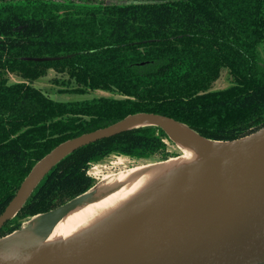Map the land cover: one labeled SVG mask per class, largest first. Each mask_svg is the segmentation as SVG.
I'll return each instance as SVG.
<instances>
[{"label":"trees","instance_id":"trees-1","mask_svg":"<svg viewBox=\"0 0 264 264\" xmlns=\"http://www.w3.org/2000/svg\"><path fill=\"white\" fill-rule=\"evenodd\" d=\"M3 10L0 44L36 54L0 59V215L54 148L129 115L160 114L219 141L264 127V0H0ZM50 69L72 93L116 95L60 101L7 82L9 72L30 83ZM223 69L233 83L211 90ZM164 139L174 143L162 127L145 125L70 152L0 227V239L22 229L16 220L95 187L88 168L111 153L167 160Z\"/></svg>","mask_w":264,"mask_h":264},{"label":"bare ground","instance_id":"bare-ground-1","mask_svg":"<svg viewBox=\"0 0 264 264\" xmlns=\"http://www.w3.org/2000/svg\"><path fill=\"white\" fill-rule=\"evenodd\" d=\"M151 123L161 124L184 156L182 151L178 160L107 177L65 206L36 216L38 224L19 234L22 243L34 244V259L110 247L194 221L237 193L263 158L246 141L204 139L171 119L131 126Z\"/></svg>","mask_w":264,"mask_h":264},{"label":"water","instance_id":"water-1","mask_svg":"<svg viewBox=\"0 0 264 264\" xmlns=\"http://www.w3.org/2000/svg\"><path fill=\"white\" fill-rule=\"evenodd\" d=\"M28 59L46 61L53 58L29 57ZM166 119L171 118L156 113H136L111 126L75 137L58 145L42 158L26 177L16 196L0 215V227L18 213L42 177L70 152L99 139L145 125L160 126L164 129L161 124L156 123L136 126H131V124L138 121L160 123ZM243 141L247 142L246 145L250 147V150L262 154L263 158L257 169L237 193L198 219L184 222L161 233H154L114 246L87 249L42 259H34L31 256L33 243H22L19 239L23 228L15 231L14 236L8 237L10 236L8 235L0 239V264H264V127L241 139L223 142L239 143ZM45 168L46 170H44ZM40 172L42 174L33 184L32 182ZM29 188V192L25 195ZM17 205L18 207L15 209ZM13 209L14 212L11 211ZM9 210L10 213H8ZM54 210L37 216L48 214Z\"/></svg>","mask_w":264,"mask_h":264},{"label":"rangeland","instance_id":"rangeland-1","mask_svg":"<svg viewBox=\"0 0 264 264\" xmlns=\"http://www.w3.org/2000/svg\"><path fill=\"white\" fill-rule=\"evenodd\" d=\"M7 12L3 10L2 16H0V32L4 29V18L6 17ZM13 52H16L20 55H28V54H36L34 52H30L29 48L25 46V44H15L8 42H4L0 44V59H2ZM6 77L8 79L9 84H24V85H30L31 87L40 89L43 93L47 94L50 98L60 101H68V100H75V99H87V98H93V97H99V96H113L116 95L114 92L111 91H104V90H95L91 91L87 94H77L72 93L68 89L66 84H62V81L65 79L64 75L58 74L55 70L50 69L48 70V73L41 78L37 79L34 82H27L25 81L21 76L14 74V73H8L6 74ZM64 77V78H63ZM233 83V80L231 78L230 72L228 69H223L222 73L211 87V90H222L227 87H229ZM164 142L166 143V153H167V159H169L167 162H170L172 160H178L182 156H184V150L182 146L180 148L183 151V154L179 156L180 158L176 157L182 153V151L177 147V144L169 142V140L164 139ZM163 154H158L154 158L151 159H144L139 157H133L129 155H125L122 153H111L107 156H105L103 159H101L98 162L91 163L90 167L88 168L87 173L96 179V181L99 183L103 181L105 178L110 177H116L122 174H126L129 172H132L134 170H140L145 169L148 167H153L152 165H147L149 163H157L160 161H164L165 159H162ZM176 157V158H173ZM164 162V163H167ZM162 163V164H164ZM143 164V165H142ZM160 164V163H159ZM138 165V166H134ZM134 166V167H132ZM101 180V181H100ZM40 217H24L22 219L16 220L13 225H18L20 227L26 228L29 227V224H38V220ZM12 225V226H13ZM16 234H10V236H14Z\"/></svg>","mask_w":264,"mask_h":264}]
</instances>
